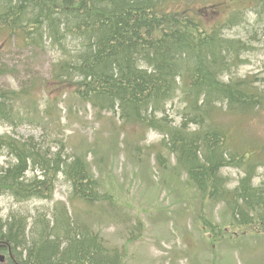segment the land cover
<instances>
[{
    "label": "trees",
    "instance_id": "16d2710c",
    "mask_svg": "<svg viewBox=\"0 0 264 264\" xmlns=\"http://www.w3.org/2000/svg\"><path fill=\"white\" fill-rule=\"evenodd\" d=\"M240 27L253 39L260 29L264 34V0H0V33L19 47L57 49L51 81L58 88L99 113H118L123 126L163 136L162 147L170 154L161 155V168L168 170L175 157L201 199L222 204L225 225L244 234L264 231V183H252L264 166V141L236 145L241 128L220 120L222 115L235 122L256 117L264 91L255 83L261 86L264 77L230 74L252 49L250 42L226 34ZM179 97L181 123L175 126L165 107ZM18 100L0 88V122H14ZM3 154L14 162L0 168V196L17 203L50 200L61 174L71 201L110 202L85 156L65 155L62 147L52 152L44 141L11 134L0 135ZM224 168L243 171L235 187L227 186ZM34 218L31 227L26 216L0 220V236L20 249L24 264H121L122 255L72 221L65 205L55 207L51 223ZM225 225L205 221L203 229L218 242L227 238ZM28 234L34 236L30 243Z\"/></svg>",
    "mask_w": 264,
    "mask_h": 264
},
{
    "label": "rangeland",
    "instance_id": "374dc122",
    "mask_svg": "<svg viewBox=\"0 0 264 264\" xmlns=\"http://www.w3.org/2000/svg\"><path fill=\"white\" fill-rule=\"evenodd\" d=\"M262 32L260 29L255 39L248 36L243 27L226 33L250 42L254 50L246 56V65L231 71L233 77L242 76L243 79L257 75L263 79ZM53 50V54H49L27 46L19 47L6 34L0 33V75L7 74L3 71L9 72L0 77V88L15 90L16 97H20L14 104L13 127L0 122V135L15 133L19 137H34L44 141L46 146L47 143L54 146L52 152L63 143L67 153L86 155L99 181L100 192L111 197L114 206L109 208L99 203L86 208L82 200L71 201V190L63 182L64 176L59 174L50 200L17 203L10 195L0 196V217L7 220L15 211L16 218L26 216L28 227H31L33 218L37 219L38 215L50 220L53 214L50 210L59 202L65 205L72 220L84 222L97 232L106 249L124 256L123 264H264V239L261 237L249 236L232 241L231 245L216 247L204 238L198 224L199 214L218 219L222 207H212L200 196L201 204L196 192L187 185L186 177L181 174L179 180L176 179L172 172L173 156L169 159L168 170L158 167L154 149L163 136L138 126L120 128L118 116L97 114L89 105L68 94L60 97L57 94L56 103L50 102L51 95L59 91L55 85L46 83L51 79V63L56 55L60 57L59 51ZM255 85L264 91V83ZM182 108L180 97L165 107L168 121L175 126L181 123ZM255 128L256 131H250L241 127L236 145L264 141V112L256 120ZM138 133L142 136L140 140ZM162 155L168 157L166 152ZM9 162L14 161L0 157V166H8ZM221 174L229 179L227 186L230 188L244 177L240 169L224 168ZM254 174L258 177L256 180L253 177V185L263 184L264 168L257 169ZM32 175L28 173L27 177ZM100 204L104 205L98 210ZM86 209L89 214H85ZM33 237L26 235L27 243Z\"/></svg>",
    "mask_w": 264,
    "mask_h": 264
},
{
    "label": "bare ground",
    "instance_id": "6f19581e",
    "mask_svg": "<svg viewBox=\"0 0 264 264\" xmlns=\"http://www.w3.org/2000/svg\"><path fill=\"white\" fill-rule=\"evenodd\" d=\"M34 171V170H33ZM31 177V176H30ZM1 195V194H0ZM16 200V199H15ZM14 201V200H13ZM16 203V202H15ZM11 214H12V216H13V218H14V216L16 217L17 215H18V213H16L15 211L14 212H11ZM1 215V214H0ZM5 218V217H4ZM0 220H1V222L3 223L4 222V220L5 219H3L2 217H0ZM9 223V222H8ZM4 224V223H3ZM8 225V224H7ZM3 226V225H2ZM3 230H5V228L4 229H2V231ZM7 231V230H6ZM7 263V261L6 260H0V264H6Z\"/></svg>",
    "mask_w": 264,
    "mask_h": 264
},
{
    "label": "water",
    "instance_id": "95a60500",
    "mask_svg": "<svg viewBox=\"0 0 264 264\" xmlns=\"http://www.w3.org/2000/svg\"><path fill=\"white\" fill-rule=\"evenodd\" d=\"M0 260H1V258H0Z\"/></svg>",
    "mask_w": 264,
    "mask_h": 264
},
{
    "label": "flooded vegetation",
    "instance_id": "af4514ba",
    "mask_svg": "<svg viewBox=\"0 0 264 264\" xmlns=\"http://www.w3.org/2000/svg\"><path fill=\"white\" fill-rule=\"evenodd\" d=\"M13 218V217H12Z\"/></svg>",
    "mask_w": 264,
    "mask_h": 264
}]
</instances>
